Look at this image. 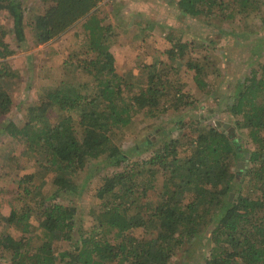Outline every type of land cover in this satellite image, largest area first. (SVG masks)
I'll return each instance as SVG.
<instances>
[{
  "label": "trees",
  "instance_id": "trees-1",
  "mask_svg": "<svg viewBox=\"0 0 264 264\" xmlns=\"http://www.w3.org/2000/svg\"><path fill=\"white\" fill-rule=\"evenodd\" d=\"M38 1L44 5L39 14L25 5V0H0V12L12 18V30L0 26V118H4L0 134L21 144V159L37 158L35 172L23 175L17 182L18 186L25 185L23 204L11 208L7 216L0 215L8 228L0 234V259L9 264H172L185 244L198 241L201 252L210 248L209 255H201L204 264H264V65L257 64L258 70L252 69L227 100L226 111L239 118L234 128L246 130L251 144L256 146L244 154L245 143L234 135L233 126L224 129L215 124L202 131L196 128L195 137L190 138L191 132L187 131L196 124L181 119L183 112L194 105V94L209 95L217 84L214 74L209 75L207 67L202 66L207 58L187 61V70L193 71L194 94L173 87L164 69H157L156 64L148 66L135 93H125L131 86L117 74L107 44L112 24L100 17L98 6L103 0ZM261 4L264 1L178 0L174 7L177 12L173 11L178 19L204 17L207 25L217 20L219 25L214 27L224 25L232 29L227 32L232 36L240 33L234 32L237 27L250 33V15H256L258 28L264 26ZM27 17L38 42H49L71 32L67 37L68 54L74 56L75 51H80L85 59L76 65L64 61L65 75L56 87L44 90L25 109H17L23 110L25 116L14 122L5 118L13 102L1 80L7 78L10 86L17 72L6 66L5 58L13 51L4 37L11 33L16 44L23 43ZM252 25L257 28L255 23ZM244 35L243 39H252ZM169 39L171 48L165 55L171 62L183 60L188 44L182 38H173V34ZM252 42L255 48L264 46L262 38ZM79 71L92 77L97 92L82 94L81 86L88 83L78 85L72 81ZM116 79L124 84L115 83ZM169 110L177 116L165 129L162 145L148 160L131 161L129 150L121 146L124 128L137 114L147 123L166 117ZM52 111L56 117L50 124ZM76 118L79 134L74 125ZM172 131L180 134L170 136ZM186 146L194 150L193 154L177 159L176 148ZM140 149L136 142L133 150ZM11 159L16 160L13 156ZM239 159L246 163L240 169L243 175L236 170ZM180 164L184 169H179ZM99 165H122V170L97 183L94 197L100 201V208L85 234L76 231L78 210L69 197L80 195L85 188V184H78L81 172L87 170V181L96 176ZM12 167L19 166L13 163ZM158 173L165 174L173 186L163 188L151 200L147 192L154 188L152 183ZM49 175L53 176L51 182ZM148 178L152 183L144 184ZM46 184L53 185L52 194L42 192ZM235 186L239 190L232 192ZM186 193L190 199L184 209L180 203ZM59 198L68 200V205L56 202ZM213 209L216 212L212 213ZM34 222L37 225L33 227ZM135 230H142L145 236H127Z\"/></svg>",
  "mask_w": 264,
  "mask_h": 264
},
{
  "label": "rangeland",
  "instance_id": "rangeland-1",
  "mask_svg": "<svg viewBox=\"0 0 264 264\" xmlns=\"http://www.w3.org/2000/svg\"><path fill=\"white\" fill-rule=\"evenodd\" d=\"M176 1L178 0H103L99 4L98 10L102 11L100 17L107 24H112L107 44H110V51L112 56H114L115 67L118 70L117 74L131 86L130 89H126L125 93L128 91L135 93L138 90L137 84H140L139 81L146 77L148 66L156 64L157 69H164L168 81L172 83L173 87L177 89L181 87L183 92L194 94L193 71H188L186 64L191 58L199 57L202 60L205 57L209 61L205 60L202 66L207 67L206 71L209 75L214 74L217 84L214 85L213 91L208 93L209 95L201 92L194 94V105L183 112L184 115L181 118L183 122L196 124L188 129L187 133L191 132L188 137H195L193 130L196 128L202 131L203 128L208 129L209 127H214L215 124L224 129L233 126L234 135L240 137L245 143L242 146V151L247 154L256 146L251 144L248 135H246V130L234 128L235 121L239 118L232 117L226 111V107L227 100L231 99L230 96H232L235 86L241 80L244 81L252 69L258 70L257 64L264 65V46L261 45L263 48H255L252 42L260 38L264 40V26L258 28L260 22L256 19V15H250V18L253 17L251 25L248 26L250 33L244 27H237L234 32H240L241 35L239 33L238 35L230 36L227 35V32L232 29H227L224 25L218 28L214 27L215 24L219 25L217 20H214L212 25H207L204 17L197 19L179 17L178 19L174 13L175 11L177 12L176 8H174ZM263 1L260 0V2ZM25 5H29L28 7L33 8L38 14L44 11V5L40 4L38 0H25ZM261 9L264 12V5L262 4ZM11 19L8 13L0 12V26L2 28L12 30ZM24 22L26 39L23 43L16 44L14 35L11 33L4 37V42L8 43L9 49L13 51V55L5 58L6 66L17 72L14 73L16 74L14 75L16 80L14 79V83L10 84V86L7 85V78L1 80L4 89L9 92L13 102L11 110L5 118L14 122L23 120L25 116L22 113L23 110L19 111L17 109H25L39 99L45 93L44 90L47 91L52 89V87H56L58 81L65 75V71L62 69L64 61L70 60V63L76 65L85 59L82 56L83 52L79 50V52L75 51L74 56L68 54L67 48L70 42H68L67 37L71 32L54 38L49 42L41 43L37 41L33 31L30 30L28 17ZM254 23L257 25L256 29L253 28L252 24ZM252 31L253 34H251ZM243 33L249 34L252 39L250 41L243 39L246 36H243ZM170 34H173V38H182L188 44L183 60L177 58L174 62H171L165 55V52L171 48ZM83 50H86V48ZM251 63L254 64L251 65ZM91 78L85 72L79 71L72 81L78 85L88 83L85 86H81L82 94L86 96L97 92L96 86L91 83ZM115 83L124 84L120 79H116ZM175 114L174 111L169 110L166 117L147 123H145L141 115L137 114L132 118V124L128 128H124L125 136L121 144L123 150L126 152L129 150L128 154L131 157V161L142 162L152 156L154 150L162 145L167 135L165 129L172 126L173 120L177 116ZM54 117H56V112L52 111V116L48 119L50 124L55 122ZM3 119L0 118V122ZM74 120L75 130L79 134L77 118ZM233 130L231 129L232 132ZM160 131L164 132L160 133ZM172 132L170 136L175 137L180 134ZM154 140L156 143L152 144L151 141ZM246 140L249 143H246ZM136 142L141 147V151L133 150ZM144 148H147V150L142 151ZM185 148H176L177 159L180 158L182 160V158L193 154L194 150L192 148L188 146ZM22 151L23 147H21V144L12 141L8 136L0 134V215L7 216L11 208H18L23 204L26 198L23 190L25 185L18 186L17 182L23 175L35 172L37 158L32 159V156H26L21 159L19 155ZM12 156L16 160L11 159ZM13 163L18 164L19 167L11 168ZM245 164L239 159V162L236 163L238 173L240 169L244 168ZM98 167L99 171L95 172L96 176L91 177L87 181H85L87 170L81 172L78 184L80 186L85 184V188L80 195L69 197L74 200L73 204L78 210L75 217L76 231H81V233L84 232L85 234L92 225L93 214H97L100 208V201L94 197L97 183H101L100 178L111 176L115 172L122 170V165L108 167L99 165ZM231 168H233L232 165ZM179 169H184L182 164H180ZM241 175H243L242 172ZM48 178L49 182H51L53 176L49 175ZM146 183H152L151 179H145L144 184ZM152 184H154V188L152 191L147 192V194H151V197L147 196L151 200L154 198V194H160L159 192L163 188L171 189L173 186L168 184L166 175L163 173L156 174ZM52 186L46 184L43 186L42 192L52 194L54 191ZM234 190L232 192L239 190V187L235 186ZM170 192L172 191L170 190ZM189 199L190 195L186 193L180 206L185 209ZM56 202L68 205L69 201L59 198ZM214 212H216L215 209L212 210V213ZM2 223L0 220V234L3 231H8L7 226ZM35 225L37 224L34 222L33 227ZM127 236L141 238L145 234L142 230H135L128 233ZM199 245L198 241L185 244L172 260V264H204L201 255L202 253L205 256L209 255L210 248L201 252ZM0 264L9 263L4 259H0Z\"/></svg>",
  "mask_w": 264,
  "mask_h": 264
}]
</instances>
